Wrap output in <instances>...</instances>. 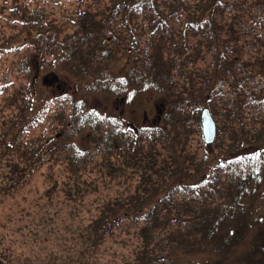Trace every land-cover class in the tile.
<instances>
[{"label": "trees", "instance_id": "16d2710c", "mask_svg": "<svg viewBox=\"0 0 264 264\" xmlns=\"http://www.w3.org/2000/svg\"><path fill=\"white\" fill-rule=\"evenodd\" d=\"M3 2L13 37L34 35L0 44V68L14 56L0 81L5 185L42 173L50 194L64 185L69 200L119 190L87 224L81 258L124 234L137 244L121 264H264V0ZM51 73L74 89L41 84ZM149 92L168 105L138 132L89 106L97 95L132 102ZM84 131L87 146L76 141Z\"/></svg>", "mask_w": 264, "mask_h": 264}, {"label": "rangeland", "instance_id": "374dc122", "mask_svg": "<svg viewBox=\"0 0 264 264\" xmlns=\"http://www.w3.org/2000/svg\"><path fill=\"white\" fill-rule=\"evenodd\" d=\"M3 3V0H0V5ZM7 3L8 7L12 6V0H7ZM76 5L73 2V7ZM8 14V11L2 12L0 6V44L20 46L34 37L33 34H24L14 38L15 31L9 24ZM73 29L69 25L63 33H71ZM13 57L11 54L4 57L0 68V81L4 75L3 69L7 68L4 64L8 62L6 59L13 60ZM32 66L37 69L36 59L33 60ZM124 67L125 64L121 65L120 73ZM9 80H14V76ZM40 81L41 84L48 83L53 87L74 89V84L65 74L51 73L41 77ZM9 90L11 91V88ZM1 100L2 96L0 103L3 102ZM167 105L168 100L156 92L138 95L132 102L113 97L105 99L100 95L91 97L89 101L90 108L108 115H121L127 124L134 123L139 128L160 123L161 113ZM40 132L45 131L41 128ZM89 140V131L82 132L81 137L76 139L82 146H87ZM4 163L3 167H0V256L8 257L14 264H44L49 258H58L64 262L71 260L72 264H79L82 259L89 264H121L131 257L137 241L134 238L126 239L124 234L109 238L95 253L91 252L83 258L80 254L87 243V224L93 217L98 216L101 199L118 197L121 195L119 190H102L100 187L99 196L91 191L85 194L82 200H78L80 195L75 196V200H69L65 194L67 187L64 185L59 186L57 194H50L53 190L52 183L42 173L28 177L15 189L10 190L2 178L6 173ZM93 177H85L77 186L83 190V181L90 182ZM65 182H68L70 188L76 187L73 180ZM124 241H128V244H124Z\"/></svg>", "mask_w": 264, "mask_h": 264}, {"label": "water", "instance_id": "95a60500", "mask_svg": "<svg viewBox=\"0 0 264 264\" xmlns=\"http://www.w3.org/2000/svg\"><path fill=\"white\" fill-rule=\"evenodd\" d=\"M202 126L206 143L208 145L213 144L216 138V124L208 109H205L202 113Z\"/></svg>", "mask_w": 264, "mask_h": 264}]
</instances>
